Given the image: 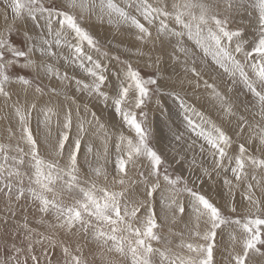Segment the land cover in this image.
I'll return each instance as SVG.
<instances>
[{
  "label": "snow or ice",
  "instance_id": "snow-or-ice-1",
  "mask_svg": "<svg viewBox=\"0 0 264 264\" xmlns=\"http://www.w3.org/2000/svg\"><path fill=\"white\" fill-rule=\"evenodd\" d=\"M0 19V264L264 259V0H0Z\"/></svg>",
  "mask_w": 264,
  "mask_h": 264
},
{
  "label": "rangeland",
  "instance_id": "rangeland-1",
  "mask_svg": "<svg viewBox=\"0 0 264 264\" xmlns=\"http://www.w3.org/2000/svg\"><path fill=\"white\" fill-rule=\"evenodd\" d=\"M87 26V25H86ZM109 29L111 30V27L109 26ZM116 30L114 29V31L112 32H115ZM116 34V33H115ZM121 35H126L124 33H120ZM127 36V35H126ZM98 38L100 39V42H101V46L102 48L105 50V51H109L110 53L112 54H119L121 56V59L122 60H130L133 64L134 67H138L141 69V71L145 74H150L151 73V69H148V68H145L144 67V63H141V61L139 60V58L134 54V52H127L125 51L124 48H121L119 47L118 45H116L113 41L115 39H112L111 36H109V40H105L104 38H101L98 36ZM13 39H15V37H13ZM106 41V42H105ZM110 43V44H109ZM113 44V45H112ZM115 44V45H114ZM116 47V48H115ZM120 49L119 52H117L116 50L117 49ZM133 57V58H132ZM141 63V64H140ZM139 64V65H138ZM112 65L114 67H118L119 65L116 64L115 61H112ZM114 67L111 68L110 70H114ZM16 72H23V74L25 75H28L30 74V70H22L20 68H16L15 69ZM77 72H79V70L77 69ZM15 90V89H14ZM164 104H165V107H168V108H171L172 110V115L173 117H175V111H176V105L175 103L173 102V100L171 98H167L165 101H164ZM107 113H109V111L106 109ZM158 113V114H157ZM156 117H155V116ZM150 116H153L155 118V121H156V126H157V135H156V142L160 144V146H165L163 147L164 149L168 150L169 149V132H168V128L166 127V120H167V113H164V114H161L160 112H155V113H150ZM118 119V118H117ZM4 127V126H3ZM2 127V120H0V130L3 129ZM33 127H35V118H33ZM161 128V129H160ZM160 129V130H159ZM165 130V131H164ZM163 135H162V134ZM158 135H162V136H159ZM163 139H161V138ZM165 141V142H164ZM161 142V143H160ZM158 144V145H159ZM166 144V145H165ZM159 146V147H160ZM161 147V148H162ZM237 199H239V195H237ZM166 231V230H165ZM225 240H227V235H225ZM178 242L177 240L174 239V243ZM223 247V246H222ZM97 258L100 259L99 255H97ZM96 259V262L97 264H100V260H97ZM216 259L218 261V264H223V258L221 257L220 253L217 252L216 253ZM251 259L254 261V264H264V259L258 257V256H255L253 255L251 257Z\"/></svg>",
  "mask_w": 264,
  "mask_h": 264
},
{
  "label": "bare ground",
  "instance_id": "bare-ground-1",
  "mask_svg": "<svg viewBox=\"0 0 264 264\" xmlns=\"http://www.w3.org/2000/svg\"><path fill=\"white\" fill-rule=\"evenodd\" d=\"M91 30L95 33V34H97L99 37H101V38H104L105 40L107 39V40H109V36H111V38L112 39H115V40H113V41H115L114 43L116 44V45H118L119 47H121V48H124V49H127L128 47H129V44H128V37L126 36V35H121V34H118L116 31L115 32H112V31H114V29L113 28H111V30L109 29V25H107L106 23L105 24H103V25H101L99 22H97V21H94L93 23H92V25H91ZM116 33V34H115ZM121 39H123L125 42L124 43H121ZM106 42V41H105ZM110 44V43H109ZM114 44V45H115ZM113 45V44H112ZM116 48V47H115ZM119 49V48H118ZM120 50V49H119ZM145 51H146V49H145ZM132 52H134V50L132 51ZM133 58V57H132ZM140 61H141V63H144V61L143 60H141V59H139ZM140 63V64H141ZM139 65V64H138ZM63 70V69H62ZM92 105H96V110H97V112H98V114H99V111H100V105H98V104H96V102L95 101H93L92 102ZM92 105H90V107H92ZM152 107L153 108H155L156 107V105L153 103V105H152ZM158 114V113H157ZM104 116H105V118H108V116H109V113H107V111H106V109L104 110ZM155 116V115H154ZM156 117V116H155ZM6 122H4V121H2V127L4 126V124H5ZM161 129V128H160ZM159 129V130H160ZM165 131V130H164ZM162 134V133H161ZM163 135V134H162ZM162 135H158V137L159 136H162ZM161 138V137H160ZM161 139H163V138H161ZM165 142V141H164ZM161 143V142H160ZM159 144V143H158ZM166 145V144H165ZM158 146H160V144L158 145ZM160 147H162V146H160ZM163 147H165V146H163ZM162 147V148H163ZM97 258V257H96ZM97 260H100V259H98L97 258ZM96 264H97V262H96Z\"/></svg>",
  "mask_w": 264,
  "mask_h": 264
},
{
  "label": "crops",
  "instance_id": "crops-1",
  "mask_svg": "<svg viewBox=\"0 0 264 264\" xmlns=\"http://www.w3.org/2000/svg\"><path fill=\"white\" fill-rule=\"evenodd\" d=\"M0 23H2V19H0Z\"/></svg>",
  "mask_w": 264,
  "mask_h": 264
}]
</instances>
